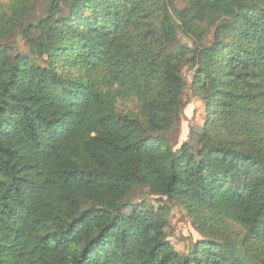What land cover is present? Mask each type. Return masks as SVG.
<instances>
[{"label":"trees","instance_id":"obj_1","mask_svg":"<svg viewBox=\"0 0 264 264\" xmlns=\"http://www.w3.org/2000/svg\"><path fill=\"white\" fill-rule=\"evenodd\" d=\"M35 1L0 0V264L264 260V0Z\"/></svg>","mask_w":264,"mask_h":264},{"label":"rangeland","instance_id":"obj_2","mask_svg":"<svg viewBox=\"0 0 264 264\" xmlns=\"http://www.w3.org/2000/svg\"><path fill=\"white\" fill-rule=\"evenodd\" d=\"M46 0H36L33 4L32 13L30 15V20L38 17L43 12L44 3ZM16 43L11 47L10 52H21L26 53L28 51L26 41L18 37ZM41 64L47 65V59L41 61ZM187 79L189 80L191 74L189 71L184 69ZM186 96L189 97L188 103L183 110V114L180 119V126L176 133V137L170 141L174 148L180 146L189 137V130L191 125H202L205 111L204 104L199 100L198 97L194 96L192 92L188 89L185 91ZM153 204L156 201L151 200ZM168 226L165 229L169 241L172 243L173 247L183 256H185L191 249H193L194 243L198 240L206 239L203 238L197 225L194 223L188 209L181 203L173 204L170 206V212L168 215ZM221 229L230 232L233 226L227 221L221 222ZM223 235L215 234L213 239L219 240ZM255 257V256H254ZM256 258V264H264V260L258 257Z\"/></svg>","mask_w":264,"mask_h":264}]
</instances>
